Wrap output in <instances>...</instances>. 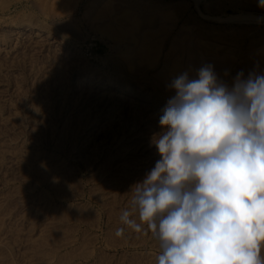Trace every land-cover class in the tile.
<instances>
[{
    "label": "rangeland",
    "instance_id": "rangeland-1",
    "mask_svg": "<svg viewBox=\"0 0 264 264\" xmlns=\"http://www.w3.org/2000/svg\"><path fill=\"white\" fill-rule=\"evenodd\" d=\"M205 65L264 73L258 0H0V264H157L131 189Z\"/></svg>",
    "mask_w": 264,
    "mask_h": 264
},
{
    "label": "clouds",
    "instance_id": "clouds-1",
    "mask_svg": "<svg viewBox=\"0 0 264 264\" xmlns=\"http://www.w3.org/2000/svg\"><path fill=\"white\" fill-rule=\"evenodd\" d=\"M170 87L152 141L160 159L131 189L157 264H264V73L241 71L230 88L205 65ZM131 216L120 219L141 232Z\"/></svg>",
    "mask_w": 264,
    "mask_h": 264
}]
</instances>
